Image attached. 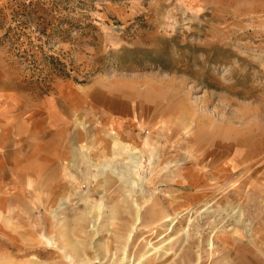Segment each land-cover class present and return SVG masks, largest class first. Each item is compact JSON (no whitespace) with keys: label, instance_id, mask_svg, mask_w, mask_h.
I'll return each mask as SVG.
<instances>
[{"label":"rangeland","instance_id":"rangeland-1","mask_svg":"<svg viewBox=\"0 0 264 264\" xmlns=\"http://www.w3.org/2000/svg\"><path fill=\"white\" fill-rule=\"evenodd\" d=\"M0 264H264V0H0Z\"/></svg>","mask_w":264,"mask_h":264},{"label":"crops","instance_id":"crops-1","mask_svg":"<svg viewBox=\"0 0 264 264\" xmlns=\"http://www.w3.org/2000/svg\"><path fill=\"white\" fill-rule=\"evenodd\" d=\"M10 115H12L11 112L9 114H7L6 117H9Z\"/></svg>","mask_w":264,"mask_h":264},{"label":"bare ground","instance_id":"bare-ground-1","mask_svg":"<svg viewBox=\"0 0 264 264\" xmlns=\"http://www.w3.org/2000/svg\"><path fill=\"white\" fill-rule=\"evenodd\" d=\"M66 259H67V257H66ZM68 259H69V256H68Z\"/></svg>","mask_w":264,"mask_h":264}]
</instances>
